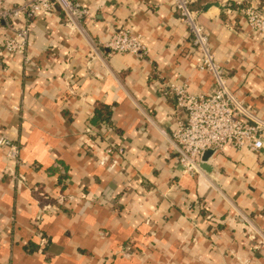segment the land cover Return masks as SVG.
Here are the masks:
<instances>
[{"label": "crops", "instance_id": "1", "mask_svg": "<svg viewBox=\"0 0 264 264\" xmlns=\"http://www.w3.org/2000/svg\"><path fill=\"white\" fill-rule=\"evenodd\" d=\"M79 1L93 12L83 31L59 10L40 14L29 60L0 54V137L21 147L17 162L0 146V264H264V146L228 144L202 176L180 173L172 130L182 112L168 85L210 93L215 83L171 0ZM251 4L264 14V0L193 6L231 91L264 119ZM117 25L143 37L146 58L110 53L103 41ZM98 106L110 122H97ZM108 144L123 153L108 155ZM35 189L53 209L41 212Z\"/></svg>", "mask_w": 264, "mask_h": 264}, {"label": "built area", "instance_id": "2", "mask_svg": "<svg viewBox=\"0 0 264 264\" xmlns=\"http://www.w3.org/2000/svg\"><path fill=\"white\" fill-rule=\"evenodd\" d=\"M202 0H171L172 7L185 23L189 32V53L198 57L197 67L210 72L214 77V89L210 93L191 92L186 82H172L169 90L175 97V104L182 112L172 130L173 149L178 159V167L182 174L203 175L200 166L201 157L207 149L214 153L220 152L228 144L242 150L257 151L264 146V119L260 117L243 100L238 99L231 91L227 82V73L217 62L215 52L210 43L208 32L199 22L198 14L201 9L193 3ZM60 11L71 28L84 30V24L90 20L93 12L79 0H23L11 4L9 0H0V35L4 30L11 34L3 37V49L0 54H18L29 60V48L32 44V21L40 14ZM244 14L251 31L264 38V14L257 6L251 4L244 9ZM25 19V24L17 23ZM103 45L110 53H130L140 59L148 55V47L139 34L123 26H115ZM15 108L19 109L16 105ZM87 132H94L88 127ZM93 139L91 138L90 141ZM0 146L7 147V155L20 162V145L8 137H0ZM108 155L122 154L123 149L114 144H108ZM18 180L24 175L18 173ZM41 212L54 208L50 195L45 191L35 189ZM247 232L254 234V225L247 217ZM41 215L36 217L39 224ZM42 242L45 241L40 233ZM254 235L253 238H256Z\"/></svg>", "mask_w": 264, "mask_h": 264}, {"label": "trees", "instance_id": "3", "mask_svg": "<svg viewBox=\"0 0 264 264\" xmlns=\"http://www.w3.org/2000/svg\"><path fill=\"white\" fill-rule=\"evenodd\" d=\"M110 112L111 111L109 110V108L98 106L95 112L97 117L99 118L97 122L98 121L110 122L112 118Z\"/></svg>", "mask_w": 264, "mask_h": 264}, {"label": "water", "instance_id": "4", "mask_svg": "<svg viewBox=\"0 0 264 264\" xmlns=\"http://www.w3.org/2000/svg\"><path fill=\"white\" fill-rule=\"evenodd\" d=\"M214 150L213 149H207L202 157H201V162H200V166L203 169H209V167L207 166V160H209V158L213 155Z\"/></svg>", "mask_w": 264, "mask_h": 264}]
</instances>
